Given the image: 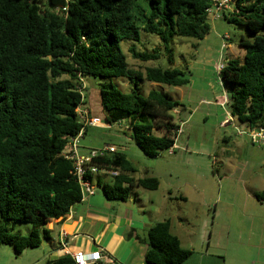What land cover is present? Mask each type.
Returning <instances> with one entry per match:
<instances>
[{
	"label": "trees",
	"instance_id": "1",
	"mask_svg": "<svg viewBox=\"0 0 264 264\" xmlns=\"http://www.w3.org/2000/svg\"><path fill=\"white\" fill-rule=\"evenodd\" d=\"M211 2L0 0V246L8 245L16 254L38 247L50 239L46 224L66 216L82 199L72 161L63 153L69 151V138L84 127L77 109L85 104V78L98 80L105 123L128 121L130 138L145 155L157 157L174 145L179 126L172 111L183 105L156 89L144 94L141 84L145 80L180 87L189 82L188 71L134 69L120 43L139 41L144 31L156 35L172 55L174 35L202 39L209 32L206 10ZM231 4L235 10L228 21L242 25L249 39H241L242 59H226L219 79L230 116L253 128L264 121V0ZM63 6L65 11L58 10ZM225 12L222 18H227ZM128 52L142 62L161 53L133 47ZM113 79L127 80L130 90L123 92ZM93 164L117 172L110 182L99 184L108 200L126 201L135 196V188H158L156 178L133 175L135 169L122 151L93 159ZM255 197L263 200L264 192ZM13 222L32 228L27 235L13 232ZM145 243L147 264H181L191 255L171 232L169 219L151 224ZM45 264L75 262L64 254Z\"/></svg>",
	"mask_w": 264,
	"mask_h": 264
},
{
	"label": "rangeland",
	"instance_id": "2",
	"mask_svg": "<svg viewBox=\"0 0 264 264\" xmlns=\"http://www.w3.org/2000/svg\"><path fill=\"white\" fill-rule=\"evenodd\" d=\"M42 2L46 4V0ZM234 10V4H231L227 18L215 19L208 15L210 29L202 39L174 35L170 46L172 55L165 52L156 35L144 31L140 32L139 41H121L127 62L134 69L143 71L145 67L160 66L188 71L189 82L180 87L142 81L144 94L156 89L183 105L172 111L173 122L179 126L175 145L161 151L157 157L145 155L135 144L130 138L127 122L101 127L105 120L104 113L99 112L98 80L84 79L83 106L89 115L100 117L102 123L88 127L79 138L78 154L87 155L91 149L113 145L127 155L136 178L158 180L159 186L154 191L143 188L133 191L148 206L151 221L163 217L172 220L173 231L182 247L191 251L181 264H238V258L231 256L235 255V250H231L230 243L233 244L235 238L234 244H240L251 231L254 233V228L249 223L238 224L230 220L264 216V208L259 209L256 197L249 190L264 185V146L252 144L245 133H238L239 130L246 131V125L230 117L227 95L219 79L218 66L229 58L242 59L244 52L239 43L242 38L249 39L242 25L228 21V15ZM224 34L229 36L226 47H223ZM129 47L140 52L159 49L160 57L142 62L131 57ZM113 82L123 92L130 90L127 80L113 79ZM99 175L102 179L107 178L106 181L111 178L102 172ZM93 182L95 185L96 178ZM102 193L101 186H95V194ZM126 201L132 202V195ZM117 202L125 211V201ZM31 228L29 223L9 225L10 231L23 235ZM238 236H242L240 241ZM50 249L46 240L20 254L8 245H1L0 264H45ZM240 258L245 264L256 261L252 256Z\"/></svg>",
	"mask_w": 264,
	"mask_h": 264
},
{
	"label": "crops",
	"instance_id": "3",
	"mask_svg": "<svg viewBox=\"0 0 264 264\" xmlns=\"http://www.w3.org/2000/svg\"><path fill=\"white\" fill-rule=\"evenodd\" d=\"M87 105L85 106L89 108ZM89 110L91 111V109ZM99 112L103 113L101 106ZM125 122L128 123V121ZM108 125L102 123L101 127L109 128ZM81 154H85V152L81 151ZM107 175L110 174H104V176ZM106 179H102L98 174L95 186H102L103 183H108L111 180V178L108 181ZM249 179H245V182ZM249 190L250 194L255 196L256 193L264 192V185H256ZM117 201L119 200L106 199L103 193L102 195L95 193L84 195L79 202L71 206L66 216L48 222L45 227L50 231V239L46 241L51 249L48 251L45 261L67 254V251L91 252L99 250L106 257V260H101L104 264H147L144 261L146 230L154 222L167 217L151 221L150 210L139 199L137 193L134 197L132 196V202L125 201L123 206L126 207L125 211L121 210L122 207ZM256 203H258L259 209L264 208V199H257ZM230 221L238 224L249 223L248 225H252L254 228V233L251 231L240 244H234L235 238L232 239L234 243H230V247L231 250H235V255L231 256L238 258V264H245L240 258L242 256L255 257L256 261H253V264H264V216L244 217ZM170 228L171 232L178 237L173 231L171 219ZM241 239L242 236H238V240ZM228 240L226 243H229ZM62 242L65 244L64 248L61 245Z\"/></svg>",
	"mask_w": 264,
	"mask_h": 264
},
{
	"label": "built area",
	"instance_id": "4",
	"mask_svg": "<svg viewBox=\"0 0 264 264\" xmlns=\"http://www.w3.org/2000/svg\"><path fill=\"white\" fill-rule=\"evenodd\" d=\"M232 0H212L211 5L207 8V12L215 19H220L223 17L225 10L229 9ZM58 10L65 11L66 6L58 8ZM229 39L227 34L222 36L223 47H226V41ZM223 67V64L218 66V70ZM83 87V86H82ZM79 119L83 122V128L73 137L69 138L68 146L69 151L64 152L65 158L70 159L73 164V175L78 181L82 197L84 195H93L95 193V185L93 179L102 172V174H110V176H115L117 172L100 169L97 165L93 164V159L101 158L108 154H113L118 151V149L113 145H105L101 148L91 149L87 155H80L76 150V146L80 137H82L83 130L86 127L97 126L102 123L100 117L89 115L88 110L83 106H79L77 109ZM231 117V116H230ZM229 117V119H230ZM246 131L239 130V134L245 133L252 144L258 146H264V121L261 125L246 128ZM64 235V233H63ZM62 247L65 244L62 242ZM67 254L71 256L75 264H104L101 260H106V257L99 250L85 252L83 250H77L74 252H68ZM110 262V261H109Z\"/></svg>",
	"mask_w": 264,
	"mask_h": 264
}]
</instances>
